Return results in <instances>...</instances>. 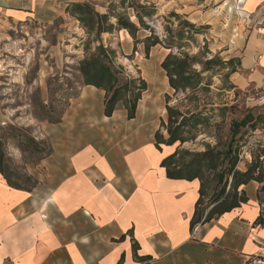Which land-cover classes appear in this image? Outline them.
Listing matches in <instances>:
<instances>
[{"label":"crops","instance_id":"crops-1","mask_svg":"<svg viewBox=\"0 0 264 264\" xmlns=\"http://www.w3.org/2000/svg\"><path fill=\"white\" fill-rule=\"evenodd\" d=\"M11 11L13 21L26 14ZM249 15L242 72L233 73L238 87L262 82L264 1ZM153 65H146L152 82ZM102 98L100 89L86 86L79 127L69 112L68 125L67 115L53 124L66 125L74 139L65 155L42 161L45 190L13 188L0 173V264H264L259 183L244 187L248 202L192 229L199 180L167 177L161 162L170 151L157 149L143 118L120 123L116 113L104 114ZM94 114L102 123L90 124Z\"/></svg>","mask_w":264,"mask_h":264},{"label":"rangeland","instance_id":"rangeland-1","mask_svg":"<svg viewBox=\"0 0 264 264\" xmlns=\"http://www.w3.org/2000/svg\"><path fill=\"white\" fill-rule=\"evenodd\" d=\"M146 1L154 3L157 12L145 18L148 26L140 27L137 37L141 42L135 44L127 36V30L115 29L113 33H103L99 39L95 34L90 35L68 10L73 3L87 2L100 13L108 12L110 6H115L116 12H123L120 0H0V137L5 142L9 173L20 185L30 187V192L46 189L43 178L48 169L42 166V161L65 155L67 143L74 139L65 127L69 115H73L72 126L73 118L78 127L83 121L84 116L79 112L84 107L80 94L92 85H85L79 63L95 52L100 43L115 51L114 63L124 68L125 77L141 76L147 81L137 119L143 118L147 123L152 140L156 142L157 131L165 139L169 137L167 106L179 108L187 116L199 113L197 117L206 116L207 121L197 127L191 126L194 119L189 121L184 132L189 140L180 145V150L203 151L207 145L225 148L232 141L239 154V170L245 171L256 162L264 170V106L256 104V92L261 84L250 82L238 87L232 73L233 68L242 72L238 65V59L242 58L240 40L245 28L252 24L243 20H250V12L264 0H141ZM12 9L26 14L21 20L13 21L6 16ZM172 12L179 17L171 16ZM127 13L139 24L132 10ZM183 20L194 23L197 32L181 24ZM168 28L172 34L180 29L185 31L184 47L167 49L164 44H158L147 54L142 41L150 35L165 41L171 33ZM171 51L175 54L186 51L202 62L212 58L226 62L234 58L236 63L212 65V70L204 73L210 83L208 89L176 94L165 82L166 73L161 66ZM150 62L154 64V82L147 76L146 65ZM194 68L202 70L203 64L195 63ZM100 90L103 98L99 102L103 100L104 104L105 91ZM87 107L95 111L97 105L90 103ZM115 113L120 123H128L122 106ZM65 116V126L53 127L64 122ZM91 119V125L104 120L96 114ZM243 119L251 122L240 126V133L232 140L231 127H236L233 121ZM23 134L44 142L43 151L37 154L31 153V149L24 150ZM115 134L125 135L120 131ZM175 147L164 145L163 150L171 152ZM49 150L50 154L45 156ZM258 183L260 191L264 183ZM208 196L202 208L210 202ZM260 198L264 210V191Z\"/></svg>","mask_w":264,"mask_h":264},{"label":"trees","instance_id":"trees-1","mask_svg":"<svg viewBox=\"0 0 264 264\" xmlns=\"http://www.w3.org/2000/svg\"><path fill=\"white\" fill-rule=\"evenodd\" d=\"M119 4L124 9L123 12H116V7L110 6L108 12L100 13L87 2L73 3L72 8L68 10L77 16V19L90 35L95 34L98 39L103 33H113L115 29L127 30L134 39L135 44H138L141 41L138 39L137 33L140 27L145 28L148 26L145 18L153 17L156 14V5L147 1L142 3L141 0H120ZM129 10L134 12V17L139 24L132 21L131 17L127 15ZM170 15L179 17L175 12ZM181 24L197 32L194 23L183 20ZM168 32L171 33L166 37L165 41H161L156 35L146 37L142 41L145 44L146 53L149 54L151 48L158 44H164L167 49L177 47L181 50L185 45V31L180 29L176 34H172L171 29L168 28ZM179 53L175 54L171 51L161 64L168 78V83L176 94L180 92L187 94L189 91L196 92L208 89L206 86L210 85V83H207L204 73L212 70V65L226 66L236 63L234 58L226 62L219 58H212L202 62L198 56L190 55L186 51ZM114 54V50L100 43L95 52L90 53L80 61L79 71L85 85H92L105 91L104 114L106 116H112L122 106L126 111L127 118L133 119L137 115L138 104L142 99V94L147 90V81L141 76L138 78L125 77L123 75L124 68L114 63L112 57ZM195 63H202L203 69L194 68ZM238 65L239 67L241 66L240 59H238ZM237 70L238 68H233L232 73ZM188 97L189 95L185 98ZM186 113L179 108L167 106L168 124L166 127L169 137L165 139L157 131L155 144L161 152L164 145L167 147L176 145L175 149L166 155L161 162V166L166 170L167 177L186 180L197 179L200 182L199 198L190 223L193 229L198 224L208 223L248 202L249 198L244 187L251 181L264 183L262 177L264 170L257 162L249 165L245 171L239 170L237 168L239 154L232 141L225 148L207 145L203 151L180 150V145L189 140L184 135L185 128L189 126V121L194 119L191 124L192 127L203 125L207 121L206 116L202 119L198 118L197 115H200L199 113L197 115L193 113L190 116H187ZM248 122H251V119L233 121L232 125L236 127H231L232 140L240 133V126ZM164 124L165 122L162 119V125ZM22 141L21 146L24 150L31 149V153L37 154L43 151L41 145L44 142L36 140L31 135L23 134ZM5 150V142L0 137V173L11 187L28 192L32 191L30 187L20 185L9 173L6 166ZM49 154L50 150L45 156ZM263 191L264 185L258 193L260 202H263L260 198V193ZM208 195H210V202L206 207L202 208L205 199L209 197ZM256 223L264 225V210L256 219ZM138 259L139 261L142 260L139 257Z\"/></svg>","mask_w":264,"mask_h":264},{"label":"built area","instance_id":"built-area-1","mask_svg":"<svg viewBox=\"0 0 264 264\" xmlns=\"http://www.w3.org/2000/svg\"><path fill=\"white\" fill-rule=\"evenodd\" d=\"M261 72H262V82L256 92V96H257L256 104L260 106H264V68H262Z\"/></svg>","mask_w":264,"mask_h":264},{"label":"bare ground","instance_id":"bare-ground-1","mask_svg":"<svg viewBox=\"0 0 264 264\" xmlns=\"http://www.w3.org/2000/svg\"><path fill=\"white\" fill-rule=\"evenodd\" d=\"M130 36H131V35H130ZM259 59H262V57L260 56V57H259ZM153 79H155V76H154V78H153ZM145 116H146V115H145Z\"/></svg>","mask_w":264,"mask_h":264}]
</instances>
